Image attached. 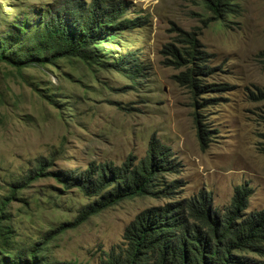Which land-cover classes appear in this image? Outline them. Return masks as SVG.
<instances>
[{
	"label": "rangeland",
	"instance_id": "374dc122",
	"mask_svg": "<svg viewBox=\"0 0 264 264\" xmlns=\"http://www.w3.org/2000/svg\"><path fill=\"white\" fill-rule=\"evenodd\" d=\"M70 0H0V33L32 10L60 8ZM89 5L94 0H80ZM112 2L113 0H107ZM130 18L141 27L122 34L112 48L111 64L122 52L141 68L92 67L60 59L57 66H30L22 71L0 61V197L23 179L38 160H53L51 169H85L90 163L121 165L133 156L138 164L151 141L170 148L184 186L178 197L212 192L214 207L224 209L237 186L249 191V209L264 208V0H238V11L226 21L210 19L202 0H125ZM178 28L199 33L211 54L215 73L209 82L227 85L208 106L196 108L188 87L174 78L181 69L165 63L163 48L175 43ZM55 100L52 101L50 97ZM196 112L210 130L203 148ZM25 200L28 203H25ZM89 199L53 177H42L18 192L7 206L21 245L43 241L50 230L73 221ZM140 195L93 215L48 243L52 261L100 264L123 243L126 227L148 207L165 203Z\"/></svg>",
	"mask_w": 264,
	"mask_h": 264
},
{
	"label": "trees",
	"instance_id": "16d2710c",
	"mask_svg": "<svg viewBox=\"0 0 264 264\" xmlns=\"http://www.w3.org/2000/svg\"><path fill=\"white\" fill-rule=\"evenodd\" d=\"M202 2L213 20L225 22L228 15L238 11V0ZM127 10L125 0H94L89 5L70 0L55 10H32V15L12 21L0 33V61L22 71L30 66H57L60 59L80 60L92 67L111 65L121 72L129 69V76L136 79L141 71L139 63L122 52L111 64L113 50L105 46L122 47L124 32L146 24L141 16L125 15ZM199 35L178 28L175 43L166 44L162 51L166 65L181 69L175 80L189 88L194 106L203 108L213 100L206 95L225 91L227 85L207 80L215 68ZM261 54L264 56V51ZM256 99L264 100V91ZM195 120L205 148L210 130L201 113L196 112ZM262 139L260 149L264 153V133ZM172 155L170 148L155 140L138 164L131 156L121 165L90 163L82 170H53V160H38L22 180L11 184L8 195L0 197V264H81L50 260L49 241L93 215L140 195L166 202L141 211L126 227L123 243L107 252L100 264H264V208L248 210L250 189L237 186L224 209L214 207L212 192L202 190L190 197H178L183 181L167 176L178 173L182 165ZM42 177H53L67 189L77 188L89 201L82 204L73 221L50 230L43 241L23 246L16 240L17 230L7 206L20 190Z\"/></svg>",
	"mask_w": 264,
	"mask_h": 264
}]
</instances>
